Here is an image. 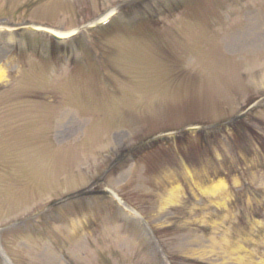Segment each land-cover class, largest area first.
I'll list each match as a JSON object with an SVG mask.
<instances>
[{"label": "rangeland", "instance_id": "1", "mask_svg": "<svg viewBox=\"0 0 264 264\" xmlns=\"http://www.w3.org/2000/svg\"><path fill=\"white\" fill-rule=\"evenodd\" d=\"M0 70V264H264V0H0Z\"/></svg>", "mask_w": 264, "mask_h": 264}, {"label": "bare ground", "instance_id": "2", "mask_svg": "<svg viewBox=\"0 0 264 264\" xmlns=\"http://www.w3.org/2000/svg\"><path fill=\"white\" fill-rule=\"evenodd\" d=\"M53 33H55V34H57V35H60V36H67V35H69L70 34V32H53ZM72 33V32H71ZM4 72L3 71H1L0 70V78H1V76H2V74H3Z\"/></svg>", "mask_w": 264, "mask_h": 264}]
</instances>
